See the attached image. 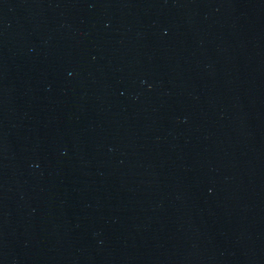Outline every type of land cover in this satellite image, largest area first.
<instances>
[{
  "label": "water",
  "instance_id": "water-1",
  "mask_svg": "<svg viewBox=\"0 0 264 264\" xmlns=\"http://www.w3.org/2000/svg\"><path fill=\"white\" fill-rule=\"evenodd\" d=\"M0 264H264V0H0Z\"/></svg>",
  "mask_w": 264,
  "mask_h": 264
}]
</instances>
